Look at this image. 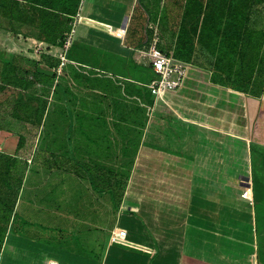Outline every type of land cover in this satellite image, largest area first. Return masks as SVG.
<instances>
[{
    "label": "rangeland",
    "instance_id": "1",
    "mask_svg": "<svg viewBox=\"0 0 264 264\" xmlns=\"http://www.w3.org/2000/svg\"><path fill=\"white\" fill-rule=\"evenodd\" d=\"M157 1L158 0H140V2H143L145 5L148 2V5H150L153 10L155 9L154 7ZM166 2L167 0H161L160 6ZM134 3L135 0H84L79 11L81 17H76L73 22L74 35L76 30L78 32L75 36L73 35L74 39H78L77 41L81 42H89L91 45H100V37H98L93 30L90 32L91 29H95L91 26L94 24L91 20H95V24H98L99 22L111 23V33L113 35L112 38L114 39L111 40L115 41L116 44H119L120 42L122 43V39L125 36L129 24L130 10L132 9V6H134ZM159 10L161 11L162 7ZM82 21H85V23L83 24ZM148 25L150 27H155L157 21H150ZM82 26L83 28L86 27V29H88L86 34H83ZM111 43L112 42L108 41L101 45H103L104 48L113 49ZM45 45L46 44L43 43L40 50V41L34 37H26L22 34L14 35L9 31L0 28V51L24 54L35 60L38 59V55L44 50ZM143 48L144 47H141V49ZM58 51V48L52 50L54 53H57ZM79 51L82 57L87 56L90 58L91 56H94L96 61L101 57L98 54L89 52L86 48L79 49ZM117 62H123V60L119 59ZM120 66L121 65H119V67L117 65L114 67L109 66L100 69L101 71L97 73L99 83L102 81L104 84H111L112 86L117 87L122 95L125 90L126 96L129 91H132V89H138L139 96H134L133 98H130V95H128L129 97L127 96L128 101L131 102V104L127 103V105H129L127 112L133 109V112L137 114L139 112L143 114L147 113V109H143L141 106H146L148 100L155 98L154 96L152 97V94L148 91L145 85L153 76L150 68L145 64L135 63L128 64V68ZM194 69H196V67L191 63H188V72L192 73ZM94 75L95 73H93L92 79H94ZM132 77L137 78L136 80H138L139 83L132 81ZM59 83L62 87L65 86L67 89H70L73 93L72 96L74 95L73 99H70L71 104L68 106L72 107L75 117H68L66 120L61 116V112H59V104L69 102L70 96H66L67 94L64 95V93H61L59 97L50 95L49 112L47 120L42 126L41 136L46 137L48 134L47 129L52 128V126H70V123L77 125L71 128V138L75 140L72 143L73 145L66 144V149L60 151L61 155L58 156L59 158L54 156L55 158L52 160H54V162L55 160H57V162H66V159L71 156L69 148L72 147L74 149L75 146H84V150L92 153L91 155L93 156H99L98 154L109 152V150L105 148V146L111 142L109 136L107 138L105 136V134H109L99 131L97 127L99 124L110 125L116 123L115 120L119 121V123L130 121L129 117L124 115L126 103L120 99L110 100L107 96L98 99L96 98L97 101L102 103L101 109L111 108L116 105H118V108L117 110H114L116 112L115 116L109 112V110H106L105 113H103L104 115L100 117L98 116L95 120L94 116L96 113L93 110L94 97L91 96V94H83V91L90 89L89 86H86V88L83 87L84 85H79V88L77 83H73L68 75L63 78L61 77ZM106 88L109 90V87ZM79 89L82 90L81 93L78 92ZM98 89L101 93L105 94L101 86H99ZM78 95H80L81 98L83 97L86 101H89V104H87L86 107L81 106V103L79 107L83 109L81 112H87L85 117H93V120L85 119L82 123L78 124L81 118V116L78 117L76 115L79 104L77 100ZM121 97L122 96H120V98ZM165 98H170V93H166ZM208 99L210 108V105H213L214 101H212L210 97H208ZM154 104L155 105H152L154 108L152 113L156 111V113H158L164 106L163 104ZM181 104H184V102L182 101ZM206 104L207 103L203 105L204 114L200 118L198 117L203 122L204 127L197 126V162L187 165L183 162H177V159L174 161L170 156L162 153L152 154L153 157H149L151 163H145L144 166L145 172L151 170V172H148L149 178H146L148 181H145L146 179H144V182H146L145 184L149 186L147 189L150 191L146 192V195L148 196L145 197V199L154 202L156 198L152 197V190H159V193L162 194L159 196L161 201L166 203L167 206H172V202L178 200V203H180V200L185 199L184 197H177V200H175L174 197L176 196L173 193L179 192L180 189H187L181 190L182 194L185 192L189 193L188 200H184L188 203L186 207H189L191 204L190 207H192V211L197 210V212L195 215H191L190 219L187 220L188 222L186 221V228L176 229L173 232L174 240L171 239V242L174 243L175 248L180 249L183 253L186 251V247L192 252V254L197 253V246L203 244L207 247L206 250H208L209 253H211L212 249L217 250L220 253L218 249L219 244H224L225 246L229 245L231 242V233L233 232L231 229L240 227L234 223V219L237 218L239 214L248 217H250L251 214L249 209H252V201L250 195L246 193L250 188H247V185L245 184L246 182L244 183V180L239 178V174L247 173L248 166L255 199L256 227L260 255L259 264H264V101L261 104L255 123L253 124L251 121L248 126L250 136L248 144L250 142L252 143V158L247 157L245 154V148L243 147H239L240 154L238 153L239 155L237 156L231 147H229V150H225L223 148L219 149L215 146V144H220L219 142H221V140L226 141V139L224 135H220V132L208 129L207 127L209 125L217 128L221 127L226 130L228 129L230 132H239V134L242 133L244 129L243 125L239 123L234 114V118L231 117V109L228 111L225 109V112L220 111V109H214L212 111L215 112H209L208 116H206V109L208 107ZM131 105L133 108H131ZM196 107L194 106V111L192 112L194 116L198 113ZM163 111L167 116L178 118L173 115V112L166 106L163 108ZM180 112L182 113V111ZM82 116H84V114H82ZM101 117L102 119H100ZM138 117L140 119V116ZM206 125L208 126L206 127ZM118 129L117 141L119 143V155H125L126 153L128 160H130V158L133 157L134 146L137 144L139 138L135 136L134 133L133 136L129 137L127 140V142H130L123 150L120 145H122L127 139V134L125 130H123V126H120ZM50 135L51 133H49L48 138H50ZM63 135L64 133L61 134V136ZM98 137L101 138L98 139ZM97 140L99 141V145L95 147L94 143ZM62 143L64 142L60 140L57 145L62 146ZM41 149L42 148L40 147L39 151L33 154L34 160L28 165L22 183V193L17 201L16 208L14 207L11 209L12 212L8 215L9 221H7L9 225H6V228L3 231L4 234L6 233V238L12 240V242L19 234L18 236L22 239L21 242L27 244L32 241L36 244L34 245L36 247L31 246L34 243L29 244L30 246L20 245L23 247L22 250L12 252L13 254L10 253V258L5 260V264H44L45 260L47 261V264H49L53 261L48 260L56 257V253L52 250H62L61 254H67L68 256L69 253L71 254L69 256L73 257H79L81 256L80 254L87 255L88 257L91 255L101 256L103 247L110 234L107 227H112L115 221L116 213L114 214V212H112V207L114 209V203L106 204L105 201L107 200V196H99L101 193L94 185H92L88 178L78 180V177H73L66 171L54 172L49 168L45 169L44 165H42L43 152L40 151ZM139 151L143 152V154H151V152H146V150H143L141 147L139 148ZM216 155H218V157ZM49 157L53 156L49 155ZM74 157L75 159H72L69 163L74 164L78 160L77 150H75ZM165 160L167 161L166 165L169 161L178 165L176 171L173 172L168 170L169 168H162V164H164ZM213 163H217L218 167L212 168L211 164ZM127 166L129 165L126 164L125 167ZM138 168L139 170H142L143 167L139 166ZM155 168L164 170L165 172L158 173ZM227 168L234 169V174H229ZM175 172H179L180 174ZM174 173L177 175H174ZM84 175L88 176L87 172H85ZM139 187L144 186L139 185ZM213 193H217L219 197L214 198V196H212ZM212 200L218 202L216 207H213L211 204ZM104 204L110 208L109 215L102 211L99 213L98 211L100 208L104 209ZM147 204L152 207L151 211L153 212L155 206H151V203ZM153 213L154 214H150L149 217L151 220H156L157 215L155 212ZM101 217V221L97 222ZM128 218L129 216L127 213L119 212L117 215L118 221L122 224H124L123 221H126ZM219 219L222 220L219 221ZM245 220L248 219L245 218ZM246 226V224L242 225L240 229L241 233L237 232L236 235V238L241 245L251 243V236L249 234H244V231H249V227ZM124 230L125 229H122L121 232ZM168 243L169 242H165V244H162L166 245L165 249L167 246H171ZM7 245L9 246V248L7 246L8 250L11 248V250H13L16 246H13V244L10 243ZM215 246L216 248H214ZM246 251H248V249ZM123 253L128 252L123 251ZM164 254L165 253H161V255ZM121 255L119 258L127 259V262L131 259L129 256L130 254ZM221 256L222 259H225L223 254H221ZM132 261L137 262L138 260L132 259ZM167 261H171L172 264L176 263V260H170L169 258H166V262ZM154 262L157 263L156 260ZM178 262L179 261H177V264ZM87 264H97V262L90 261ZM118 264L127 263L124 261L123 263L118 262Z\"/></svg>",
    "mask_w": 264,
    "mask_h": 264
},
{
    "label": "trees",
    "instance_id": "2",
    "mask_svg": "<svg viewBox=\"0 0 264 264\" xmlns=\"http://www.w3.org/2000/svg\"><path fill=\"white\" fill-rule=\"evenodd\" d=\"M81 1L0 0V28L2 30L5 29L14 35L22 34L26 37H34L46 44L44 50L38 55V59L35 60L24 54L0 51V131L18 137L17 148L23 151V157L31 156L37 139L42 138L41 140L44 141L46 138L41 136V131L47 120L50 95L59 97L61 93L71 94L70 89L62 87L59 83V79L62 77V73L58 75L56 71L59 58L52 53V50L63 48L66 37L73 29V22L80 11ZM160 1L156 2L153 10L148 2L145 5L140 0H135L124 44L147 49L151 45L156 29L159 37L157 46L162 52L191 63L202 71L210 72L218 85L242 93L246 97L255 98L261 105L264 100V0H167L161 6ZM91 21L94 22L91 25L94 28L104 31H109L112 28L104 23L97 22L98 24H95V20ZM150 21H157L156 28L148 25ZM82 23L84 24L85 21ZM83 48L86 47L75 41L66 51L67 58L75 62L70 65V76L76 82L83 78L86 79V82H92L95 70L86 68V64L92 65L96 60L94 56L82 57L79 49ZM86 50L95 53L90 48H86ZM95 54L101 56L98 60L99 63L103 61L106 66L110 64L111 57ZM99 69L101 68L99 67ZM148 91L150 92L149 89ZM174 99V97H170L169 101L177 107V102ZM153 102L154 98L148 100L150 106ZM163 108L158 113L143 114L139 112L137 114L132 109L127 114L129 120L141 128L135 130V134L133 133L139 138L134 152L141 144L143 150L148 148L149 151L159 150L174 161L177 159V162L189 165L195 160L198 144L197 126L179 118L167 116ZM59 110L61 116L67 120L68 115L65 114L61 103ZM85 119L93 120L94 118L81 116L79 123ZM62 133L55 131V145L53 144L49 151V154L56 157L60 156V151L64 149L63 143L62 146L57 145L60 140L63 141ZM224 137L226 139L224 143L213 144L219 149L229 150L231 147L237 156L240 154L239 147H243L247 157H253L251 142L248 144L246 140L233 136L224 135ZM248 138L250 139V137ZM122 144L125 145V143ZM54 156L53 158H55ZM216 156L218 157V155ZM166 162L165 160L162 168L176 171L178 165L170 161L166 165ZM119 166L121 167L122 164ZM123 166L125 165L123 164ZM211 167H218V164L213 163ZM247 168V173L239 174V178L244 180V183L246 182L247 188H250L246 193L250 195L252 201V209H249L251 218L239 214L234 219V223L240 227L231 229L233 232L229 245L219 244L220 253L213 249L209 253L204 244L197 246V253L193 254L186 247L181 264H259L255 199L249 167L247 166ZM26 170L25 159L22 160L20 169L22 183ZM79 170L77 161L74 164H69L68 158L66 162H57L56 160L54 166V172L66 171L71 176L78 177V180L88 178L101 193L99 196H107L106 204L114 203L112 212L116 213V219L124 197L128 174L125 171V174L119 172L117 177L109 178L107 174L109 171L104 166L86 165L85 172L90 174L89 176L80 173L81 170ZM227 171L229 174L235 172L232 168H227ZM2 174L0 173V175ZM6 196L0 199L3 203V207L0 208V257L7 240L6 233L4 234L3 231L6 225H9L7 223L8 215L15 207L14 201L11 203ZM212 196L219 197L217 193H213ZM217 203L215 200L211 202L213 207H216ZM102 212L109 215L110 208L105 205ZM101 219L102 217L100 221ZM221 220L219 219V221ZM123 222L125 223V221ZM245 224L246 227H249V231H244V234L251 236V243L241 245L236 235L237 232L241 233L240 229ZM113 226L107 227L110 234ZM121 229H124V226ZM108 240L103 247L101 256H90L95 259L97 264L104 262ZM111 249L109 258L113 257V249H116L115 255L117 256L128 254L120 250L117 253V248L114 246ZM247 249L248 251H246ZM221 254L225 259H222ZM124 261L128 264L127 259L120 258V262Z\"/></svg>",
    "mask_w": 264,
    "mask_h": 264
},
{
    "label": "crops",
    "instance_id": "3",
    "mask_svg": "<svg viewBox=\"0 0 264 264\" xmlns=\"http://www.w3.org/2000/svg\"><path fill=\"white\" fill-rule=\"evenodd\" d=\"M83 1L84 0L81 1V6H82ZM81 6H80V9H81ZM131 11L132 9L130 10V15H131ZM77 17H81L80 12L77 14ZM104 24L109 25V26L112 25L111 23L110 24L104 23ZM81 28H82L83 34H86L87 33L86 31H88V29H86V27L83 28V26ZM92 30L96 32L95 34L98 37H100L99 39L100 45H91V43L89 42L77 41L78 39L75 40L74 37L72 39V42L76 41L79 44H82L84 47L90 48L95 53H99L100 55H106V56L111 57L112 60L110 61V64L106 66L103 61L102 62L100 61L101 63H99L98 61H95L94 64L92 65L90 63L86 64V68L95 70L94 79H91L92 82H86V79L83 78V79H78V81L76 82L74 79L71 78L70 68H69L71 67L70 66L71 63L74 64L75 62L70 61L68 59L69 61L64 66L63 71H62V78L68 75V77L71 78L73 83H77L78 86L79 85L80 86L84 85L83 87L89 86L90 89L87 91H83V94L85 95L91 94V96L94 97L93 110L96 113L94 116L95 120L98 118V116L100 117L104 115L103 113H105L106 110H109V112H111L114 116L116 115V112L114 111L115 109L117 110L116 106H112L111 108L101 109L102 103H100V101H97L96 98L97 99L102 98L103 96L109 97L110 100H117V99L123 100L126 103L124 115L127 116V114L130 113V112H127V109L129 106L127 105V103L131 104V102L128 101L127 99L128 95L126 96L125 90H124V94L122 95V93L117 89V87L112 86L111 84H108V85L104 84L102 81L99 83V78H97V73L101 71L99 67L102 69V68H106L109 66L114 67L116 65L119 67V65H121L120 67L128 68V64H131V63L145 64L141 62L139 59V51L143 49L125 45L124 44L125 36L122 39V43L120 42L119 44H116L115 41H113L114 39L112 38L113 37L111 33L112 28L109 31H104L102 29L95 28V29H91L90 32ZM77 33L78 32L76 30L75 35ZM108 41L112 42L111 45L113 46V49H107V48H104L103 45H101ZM119 59L123 60V62H117V60ZM67 69H68V72H67ZM192 73L188 72L187 77L183 85L180 88H178L175 91L168 92L170 93L171 98L173 97L175 98L174 101L178 103L177 107L170 103L169 98H165V97H164V101L158 100V99L156 100L154 98V102L152 103V105H155L154 103L161 104V105L163 104L164 106H166L168 109H170L173 112V115L177 116L181 120H184L196 126L204 125L203 122L199 118L204 114L203 105L205 103H207L206 105L208 106L206 109L207 111L206 116H208L209 112L211 113L215 112V111H212L214 109H217V110L220 109V111H224V112H225V109L227 111L231 109L232 111L231 117L234 118L233 117V114H234L236 116L235 118H237L239 123L243 125L244 131L242 133L239 134V132H233V131L230 132V130L228 129L226 130L221 127L217 128L211 125L209 126L206 125V127L208 126L207 128L212 131L220 132L221 133L220 135L233 136V137L241 138L248 142L250 140L248 138L250 137L248 135L249 133L248 126L251 121L253 122V124L255 123V120L261 108L260 103L255 98L246 97L242 93L234 92L233 90L225 86L218 85V83H216L215 80L213 79L212 75H210L211 73L208 71H202L199 68H196L194 69V71H192ZM131 79L132 81L139 83V81L136 80L137 78L132 77ZM99 86L103 88L105 94L101 93V91L98 89ZM106 87H109V90H107ZM78 92L81 93L82 90L79 89ZM72 94H73L72 92L71 94H68V95L64 93V95L70 96V97H69V102L64 103V104L62 103V106L65 109V114H67L68 117H75L72 111V107L68 106L71 104L70 99H73L74 97V95L72 96ZM129 94H130V98H133L134 96H139L138 89H132V91H129ZM78 96H77V100L79 104H78L76 115L79 117V116H82V114H84L85 116L87 112H81V110L83 111V109H81L79 105L81 103V106L86 107L87 104H89V101H86L83 97L81 98L80 95ZM120 96H124V97L120 98ZM208 97H210L211 100L214 101V104L210 105V108L208 104V101H209ZM182 101L184 102V104H181ZM263 101L264 100H262V102ZM152 105L150 106L147 102V105L141 106V108L143 109L146 108L148 113L149 112L152 113L154 109ZM193 105L195 107L197 106L196 110L198 111V113L196 116H194L192 113L194 111ZM131 108H133L132 105H131ZM177 109H181V110H177ZM180 111H182V113ZM100 119H102V117ZM241 119H242V122H241ZM115 122L116 123H112L110 125L99 124V126L97 127L99 131L109 134V135L105 134L106 138L109 136V139L111 141L109 142L108 145L105 146V148L109 150V152L104 153L106 155L98 154L99 156H93L91 155L92 153H89L86 150H84V146H81V147L75 146L74 149L72 147L69 148L71 156L68 158L69 161L72 159H75L74 157L75 150H77V153H78L77 164H78L79 169L81 170V171L79 170L80 173H85V166L90 165V166H100V167L104 166V168H106V170L109 171L107 172V174L109 175V178L117 177L116 175L119 172L124 173V171H126L128 174V181H127L124 197L122 199L119 212L127 213L130 220L128 218L125 221L124 223L125 225H124L120 223L116 217L113 230H111V234L109 236L103 264H118V262H120L119 256L115 255L116 249H113L112 251L113 257L109 258L110 250H112L111 248L113 246L114 248H117V253L119 252V250L121 252H123L124 250L125 252L126 251L128 252L127 255L130 254L129 256L131 257V259L129 260L128 264H172L171 261L166 262V258H169L170 260H176L175 264H177V261H179L178 264H181L184 254L183 252H181L180 249L175 248L174 243L171 242V239H173V234H174L173 232L176 229L186 228L187 227L186 221L190 219L191 215L192 216L195 215L197 210L192 211V207H190L191 204L189 205V207H186L188 203L185 201L188 200L189 193L185 192L182 194L181 190H187V189H180L179 192L173 193L176 196L174 197L175 200H177V197H184L185 199L180 200L181 201L180 203H178L179 202L178 200L175 202H172V206L171 205L167 206L166 203L161 201L159 196H161L162 194L159 193V190H156V191L155 189L152 190L153 196L152 195L151 196L156 198V200H154L155 203L151 201H147V199H145V197L148 196L146 195V192L148 191L147 188L149 186L145 184L146 182H144V179L149 178L148 172H151V170L148 172L147 171L145 172V169H144L145 163L146 164L151 163V159H149V157H153L152 154H155V153H162L165 155L167 154L159 150L149 151V148L145 150L146 152H151V154H148V153L143 154V152L139 151V148L140 147L142 148V145L139 144L137 146L136 151L133 153V157L130 158V160H128L126 153L125 155L123 154L119 155V143L117 141L118 130H119L118 128L120 126H123V130H125L127 134V139L124 141L125 145L123 144L120 145V147L123 150L125 147L128 146V143L130 142V141L127 142L129 137L133 136V133H135V130H138V129L140 130L141 128L138 125H134L132 121H128V122L126 121V122L119 123V121L115 120ZM76 125L77 124L70 123V126H65V125L58 126V127L52 126V128L47 129L48 136H49V133H51L50 138L46 136V138L48 139H45L44 141H42L41 139L39 140L37 139L34 149L32 150L31 156L27 158L23 157L22 156L23 151L17 148L18 137L12 135L11 133L0 131V173H3L2 175H0V199L1 197H5L7 195L6 197L7 199L10 200L11 203L12 201H14L15 203L14 205L16 208L17 201L23 190L22 189L23 184L21 182V176H20L22 160L26 159L27 167H28V165L31 164L34 160L33 154L37 153L39 151V148L41 147L42 149L40 151L43 152L42 153L43 155L42 165H44L45 169L49 168L54 171L56 160L54 162V160H52L54 158L49 157V155H51L49 154V151L52 145L53 144L55 145V131L64 133L63 135L64 145L63 146L65 150L66 144L73 145L72 143L75 141L73 138H71L72 136L71 128L75 127ZM142 130L145 131L144 129ZM100 138L101 137H98V139ZM223 142L224 141L221 140V142L219 143H223ZM98 143L99 141L97 140L94 143L95 144L94 146L95 147L98 146L99 145ZM196 153H197V150H196ZM51 156H54V155H51ZM196 158L197 157L195 154V160L193 162H197ZM120 164H122L121 167L119 166ZM123 164L125 166L126 164L129 166L125 167L123 166ZM139 166H142L143 167L142 170L144 171L139 170L138 168ZM119 167H120V170H119ZM155 170L158 173L165 172L164 170H160L157 168H155ZM175 173L180 174L179 172H175ZM175 173L174 175H177ZM89 175L90 174H88V176ZM145 181H148V179H146ZM139 185H143L144 187H139ZM147 203H151V206L153 205L155 206V209H153V212H155V214L157 215L156 220H151V218L149 217L150 214H154V213L151 211L152 207H150ZM1 207H3V203L0 201V208ZM167 208H169L170 210ZM98 211H102V208L98 209ZM97 222H100V220ZM123 226L125 230L121 232L122 230L121 228H123ZM18 235L13 239V242L10 239L6 240V244L4 245V248H3V251L0 257V264H5L6 262L5 260H7V258H10L9 257L10 253L18 251V250L21 251L23 247H21L20 245L30 246L29 244L34 243L30 241L31 243L25 244L21 242L22 239ZM165 242H169L168 244H170L171 246L170 247L167 246V248L165 249L166 245H162V244H165ZM8 243L13 244V246L16 245L14 247L16 250L15 249L11 250L12 248L8 250L7 249ZM34 245L36 244L34 243L31 246H34ZM52 251L56 253V257L50 258L48 261H53V262L51 263L48 262L49 264H87L90 261L95 262V259H93L92 257H88L87 255H84V254H80L81 256L79 257H73V256H69L71 255L69 253H68V256L67 254H61L62 250L61 251L52 250ZM161 253H165V254L161 255ZM93 257H95V255H93ZM132 259L133 260L135 259L138 261L135 262V261H132ZM155 260L157 263L154 262ZM44 264H47L46 260Z\"/></svg>",
    "mask_w": 264,
    "mask_h": 264
},
{
    "label": "built area",
    "instance_id": "4",
    "mask_svg": "<svg viewBox=\"0 0 264 264\" xmlns=\"http://www.w3.org/2000/svg\"><path fill=\"white\" fill-rule=\"evenodd\" d=\"M73 35L74 29L67 35L63 48L59 49L57 53L52 52L59 58L56 68L58 75L62 73L64 66L69 61L66 51L72 43ZM158 40L159 37L155 29L151 45L147 49L139 51V59L150 68L154 76L146 84V87L155 99L164 101L166 93L175 91L183 85L188 74V63L162 52L157 46ZM42 45L43 42H40V50Z\"/></svg>",
    "mask_w": 264,
    "mask_h": 264
}]
</instances>
